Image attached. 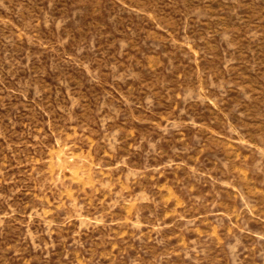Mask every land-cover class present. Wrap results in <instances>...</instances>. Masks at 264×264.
<instances>
[{"label": "rangeland", "instance_id": "374dc122", "mask_svg": "<svg viewBox=\"0 0 264 264\" xmlns=\"http://www.w3.org/2000/svg\"><path fill=\"white\" fill-rule=\"evenodd\" d=\"M0 264H264V0H0Z\"/></svg>", "mask_w": 264, "mask_h": 264}]
</instances>
